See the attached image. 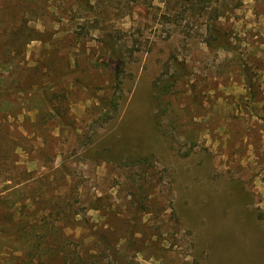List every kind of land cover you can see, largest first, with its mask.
<instances>
[{"label":"rangeland","instance_id":"1","mask_svg":"<svg viewBox=\"0 0 264 264\" xmlns=\"http://www.w3.org/2000/svg\"><path fill=\"white\" fill-rule=\"evenodd\" d=\"M100 239L264 264V0H0V264Z\"/></svg>","mask_w":264,"mask_h":264},{"label":"trees","instance_id":"2","mask_svg":"<svg viewBox=\"0 0 264 264\" xmlns=\"http://www.w3.org/2000/svg\"><path fill=\"white\" fill-rule=\"evenodd\" d=\"M208 33H209V36L205 41V45L207 46L208 49H210V50H218V49L228 50L229 45H228V41H227V38L225 37V35H223L222 33H220L216 29H209ZM115 82H116V84L118 83V75L117 74L115 76ZM44 95L45 94H43L39 98V104H40L41 108L43 107V105L45 104V101H46V99L42 98V97H44ZM34 96H36V99H38L37 94H35ZM113 101L114 100L111 101L112 106H114ZM134 200H136V198H134ZM126 241H127L126 246L128 249V253L122 254L121 252H118L117 250L111 248L110 245H108L104 240H102V239L98 240V243L103 248L102 250H103L104 255L109 257V260H110V261H108L109 264H120L121 260L127 259L129 256H131L133 254H138L139 252L145 251V250H148V251L151 250V249H149V247H133V245L130 244L129 239Z\"/></svg>","mask_w":264,"mask_h":264}]
</instances>
